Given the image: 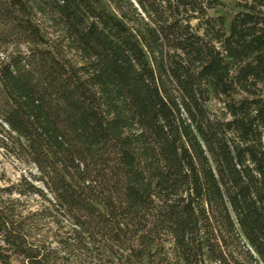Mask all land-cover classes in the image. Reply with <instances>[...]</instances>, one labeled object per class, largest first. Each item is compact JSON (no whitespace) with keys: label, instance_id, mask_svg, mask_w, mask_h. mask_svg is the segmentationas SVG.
Returning <instances> with one entry per match:
<instances>
[{"label":"trees","instance_id":"obj_1","mask_svg":"<svg viewBox=\"0 0 264 264\" xmlns=\"http://www.w3.org/2000/svg\"><path fill=\"white\" fill-rule=\"evenodd\" d=\"M221 5L0 0V152L35 170L0 264H264V0Z\"/></svg>","mask_w":264,"mask_h":264},{"label":"rangeland","instance_id":"obj_2","mask_svg":"<svg viewBox=\"0 0 264 264\" xmlns=\"http://www.w3.org/2000/svg\"><path fill=\"white\" fill-rule=\"evenodd\" d=\"M216 1L222 4L221 7H219L220 14L224 15L226 19L229 20L231 14L233 13L231 3L235 0ZM228 23L229 22H227V25ZM262 96L264 98V90ZM209 108L210 110H213L215 108V105L212 103L209 105ZM28 173L34 174L35 170L31 167H27L17 163L12 158L5 157L0 152V188L17 183L22 175L26 176Z\"/></svg>","mask_w":264,"mask_h":264}]
</instances>
